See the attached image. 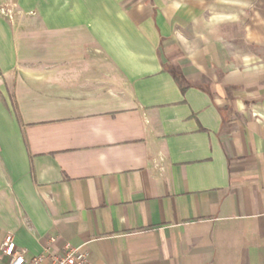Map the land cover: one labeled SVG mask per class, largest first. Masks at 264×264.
Instances as JSON below:
<instances>
[{
    "label": "crops",
    "instance_id": "1",
    "mask_svg": "<svg viewBox=\"0 0 264 264\" xmlns=\"http://www.w3.org/2000/svg\"><path fill=\"white\" fill-rule=\"evenodd\" d=\"M0 8V247L264 264V0Z\"/></svg>",
    "mask_w": 264,
    "mask_h": 264
},
{
    "label": "built area",
    "instance_id": "2",
    "mask_svg": "<svg viewBox=\"0 0 264 264\" xmlns=\"http://www.w3.org/2000/svg\"><path fill=\"white\" fill-rule=\"evenodd\" d=\"M0 14L12 19V10L0 8ZM26 250L15 245L14 237L11 233L5 235L0 247V261L5 258L6 264H39L43 259L47 264H89L87 254L78 249L66 245L60 255L38 256L30 261H26Z\"/></svg>",
    "mask_w": 264,
    "mask_h": 264
}]
</instances>
